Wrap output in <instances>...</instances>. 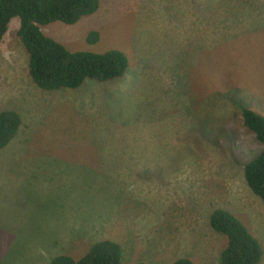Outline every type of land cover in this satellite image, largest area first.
I'll use <instances>...</instances> for the list:
<instances>
[{
	"label": "rangeland",
	"instance_id": "1",
	"mask_svg": "<svg viewBox=\"0 0 264 264\" xmlns=\"http://www.w3.org/2000/svg\"><path fill=\"white\" fill-rule=\"evenodd\" d=\"M18 27L0 41V111L21 119L0 150V264L78 259L102 240L120 264H220L215 209L264 264V207L243 176L264 146L239 113L264 116V0H99L73 26L41 27L69 51L127 56L123 78L76 90L33 85Z\"/></svg>",
	"mask_w": 264,
	"mask_h": 264
},
{
	"label": "trees",
	"instance_id": "2",
	"mask_svg": "<svg viewBox=\"0 0 264 264\" xmlns=\"http://www.w3.org/2000/svg\"><path fill=\"white\" fill-rule=\"evenodd\" d=\"M98 8L99 0H0V41L11 19L18 18L16 37L27 55L28 76L42 91L76 90L86 80L106 83L121 79L129 67L122 51H69L41 31V27L52 23L73 26L81 18L95 14ZM98 39V32H90L86 37L89 44H95ZM239 113L243 127L264 146V116L247 108H242ZM20 126L18 113L0 111V150L13 140ZM243 176L250 191L264 207V150L244 166ZM208 223L214 233L226 239L220 264H259L263 255L260 243L233 214L215 209ZM86 252L78 259L60 254L49 264H120L121 249L115 242L98 241ZM171 264L193 262L179 258Z\"/></svg>",
	"mask_w": 264,
	"mask_h": 264
}]
</instances>
